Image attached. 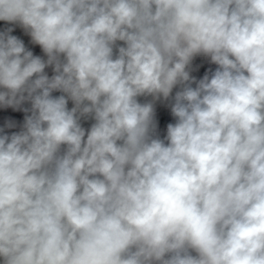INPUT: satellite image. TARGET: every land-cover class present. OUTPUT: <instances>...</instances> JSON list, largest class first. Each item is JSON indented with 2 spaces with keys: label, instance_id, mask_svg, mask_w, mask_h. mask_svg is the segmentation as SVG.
Returning <instances> with one entry per match:
<instances>
[{
  "label": "clouds",
  "instance_id": "obj_1",
  "mask_svg": "<svg viewBox=\"0 0 264 264\" xmlns=\"http://www.w3.org/2000/svg\"><path fill=\"white\" fill-rule=\"evenodd\" d=\"M0 264H264V0H0Z\"/></svg>",
  "mask_w": 264,
  "mask_h": 264
},
{
  "label": "built area",
  "instance_id": "obj_2",
  "mask_svg": "<svg viewBox=\"0 0 264 264\" xmlns=\"http://www.w3.org/2000/svg\"><path fill=\"white\" fill-rule=\"evenodd\" d=\"M212 67H214V66H212ZM21 119H22V114H21Z\"/></svg>",
  "mask_w": 264,
  "mask_h": 264
}]
</instances>
